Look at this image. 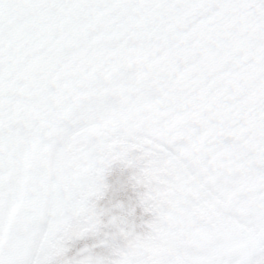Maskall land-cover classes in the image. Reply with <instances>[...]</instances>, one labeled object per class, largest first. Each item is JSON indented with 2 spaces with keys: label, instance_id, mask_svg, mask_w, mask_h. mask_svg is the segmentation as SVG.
Segmentation results:
<instances>
[{
  "label": "snow or ice",
  "instance_id": "1",
  "mask_svg": "<svg viewBox=\"0 0 264 264\" xmlns=\"http://www.w3.org/2000/svg\"><path fill=\"white\" fill-rule=\"evenodd\" d=\"M0 264H264V0H0Z\"/></svg>",
  "mask_w": 264,
  "mask_h": 264
}]
</instances>
